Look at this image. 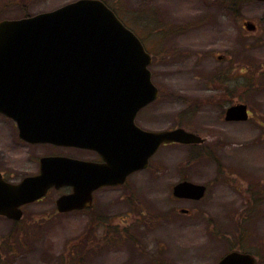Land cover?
<instances>
[{
    "label": "rangeland",
    "instance_id": "1",
    "mask_svg": "<svg viewBox=\"0 0 264 264\" xmlns=\"http://www.w3.org/2000/svg\"><path fill=\"white\" fill-rule=\"evenodd\" d=\"M74 1L0 0V20ZM103 1L141 32L154 57L153 80L169 95L143 111L140 125L157 131L184 126L207 139V158L187 164L189 155L202 153L161 148L152 167L132 176L125 189L98 193L96 213L113 223L90 222V212L56 213L53 195L26 208L22 227L0 219V264H215L231 250L264 264V4L241 2L230 11L227 0ZM244 21L257 31H246ZM223 80L231 102L219 105ZM171 95L209 102L182 115L186 104ZM236 102L249 106L250 120H225ZM51 151L22 143L15 123L0 115V171L8 181L37 174L38 159ZM182 178L207 185L206 197L175 200L172 188ZM182 207L192 214L179 213ZM116 226L121 234H113Z\"/></svg>",
    "mask_w": 264,
    "mask_h": 264
},
{
    "label": "water",
    "instance_id": "2",
    "mask_svg": "<svg viewBox=\"0 0 264 264\" xmlns=\"http://www.w3.org/2000/svg\"><path fill=\"white\" fill-rule=\"evenodd\" d=\"M150 64L139 38L100 0H78L51 12L1 21L0 113L17 123L20 137L29 143L96 150L104 163L46 157L41 173L18 185L0 173V214L19 218V206L65 185L74 191L58 200L59 210L90 207L95 190L122 185L148 166L161 145L203 143L181 128L154 132L135 125L138 110L158 96ZM119 115L128 118L123 127L113 120ZM247 118L244 105L226 113L228 121ZM204 192L205 187L187 182L175 188L176 196L198 200ZM218 264L255 260L232 252Z\"/></svg>",
    "mask_w": 264,
    "mask_h": 264
},
{
    "label": "flooded vegetation",
    "instance_id": "3",
    "mask_svg": "<svg viewBox=\"0 0 264 264\" xmlns=\"http://www.w3.org/2000/svg\"><path fill=\"white\" fill-rule=\"evenodd\" d=\"M241 2H246V1H244V0H230V3H233L234 5L233 6H231L230 7V11H232V10H237L234 6L236 5V4H241ZM233 7L235 8V9H233ZM232 9V10H231ZM248 21H244L243 22V28L245 29V27H244V25L247 23ZM242 28V29H243ZM256 31H257V29H256ZM156 103V102H155ZM155 103H153V104H155ZM153 104H151V105H153ZM151 105H149V106H151ZM149 106H147V107H149ZM147 107H143V108H141L140 110H138V112L136 113V116H135V123H136V125H138L139 127H141V128H143L141 125H140V120H141V114L143 113V111L145 110V109H147ZM130 119V118H129ZM114 121H117L118 120V122H119V126L120 127H123V126H125L126 125V120H128V118H115V119H113ZM113 125L114 126H116V122H114L113 123ZM21 142L22 143H24L25 145H28V146H34V145H30V144H28V143H26V142H23L22 140H21ZM39 145H41V144H39ZM44 146H47V147H49V148H51L52 149V151L51 152H49V153H47V154H45V155H43V156H65V157H71V158H77V159H79V160H82V161H87V162H93V163H96V164H98V163H103V161H104V159H103V157L100 155V153L98 152V151H96V150H90V149H85V148H72V147H65V146H63V147H61V146H55V145H50V144H43ZM170 144H168V145H165V146H169ZM42 156V157H43ZM203 158H207L206 156H203V157H201V159H203ZM40 159H41V157L38 159V165H39V162H40ZM154 159V157L153 158H151V160H150V163H149V166L145 169V170H148L149 168H151L152 167V160ZM218 164V163H217ZM145 170H142V171H145ZM1 172V171H0ZM139 172H141V171H139ZM139 172H136V173H134V174H132L131 176H129L128 177V179H127V182H125L123 185H121V186H105V187H102V188H100V189H98L97 191H95L94 192V194H93V203H92V207L90 208V209H85V210H79V211H72V212H67V213H63V212H59L58 211V208H57V199L60 197V196H62V195H65V194H70L71 192H72V189L70 188V187H67V186H64V187H61V188H59V189H55V188H52L51 190H49V192H48V195L45 197V198H43V199H41V200H38L37 202H35V203H33V204H36V203H40V202H43L46 198H48L49 196H51V195H53L54 197L56 196V198H55V200H54V209H55V212L56 213H59V214H61V215H67V214H71V213H82V214H84V213H87V212H90L91 213V218H93V220L95 221V222H99V221H102V222H105L97 213H96V210H95V204H96V198H97V195H98V193H100V192H102V191H107V190H115V189H125L127 186H128V183H129V180H130V178L132 177V176H134V175H136L137 173H139ZM2 173V172H1ZM3 174V173H2ZM3 176H4V174H3ZM29 176V175H28ZM5 177V176H4ZM26 177V176H25ZM24 178V177H23ZM6 179V178H5ZM174 187H175V185H173V188H172V197L175 199V200H177V201H188V202H197V201H195V200H191V199H184V198H179V197H177V196H175V194H174ZM28 207V205L27 206H23L22 208H21V212H22V214H21V217L19 218V219H17V218H5V217H3V216H0V219H5V220H8V221H10V222H12L16 227L18 226V227H22V226H24L23 225V222H25V220H26V218L24 219V217H25V210H26V208ZM178 211H180V212H189L188 214H191V211L189 210V209H186V208H184V207H182V208H180ZM92 213H94V215H93V217H92ZM22 219H24L23 220V222H22ZM30 222H33L32 220L30 221ZM34 222H36V221H34ZM113 223V222H110V221H107V222H105V223ZM115 222V221H114ZM22 223V224H21ZM21 225V226H20ZM117 226H119V225H117ZM114 227L115 229H114V235H117V233L118 232H120V234H121V232H123V230H119V228L118 227ZM120 227V226H119Z\"/></svg>",
    "mask_w": 264,
    "mask_h": 264
},
{
    "label": "trees",
    "instance_id": "4",
    "mask_svg": "<svg viewBox=\"0 0 264 264\" xmlns=\"http://www.w3.org/2000/svg\"><path fill=\"white\" fill-rule=\"evenodd\" d=\"M171 96L176 98V99L182 100L186 103L187 108L183 111L184 114L188 113V112L195 114L199 110V108L202 106L200 101H196V100L186 98L183 96H179V95H175V96L171 95ZM216 101L219 102L220 100L216 99ZM191 151H193L194 153H195V151H198L199 153H203V148L197 147V146H192ZM197 156H200V155H195V154L192 155L191 154V155H189L188 159L194 160V158H196ZM84 246H85V243L80 247L79 251L77 252V257H80L82 255V253L85 251Z\"/></svg>",
    "mask_w": 264,
    "mask_h": 264
},
{
    "label": "bare ground",
    "instance_id": "5",
    "mask_svg": "<svg viewBox=\"0 0 264 264\" xmlns=\"http://www.w3.org/2000/svg\"><path fill=\"white\" fill-rule=\"evenodd\" d=\"M117 118H122V116L121 115H119ZM117 125L119 126L120 124H119V122H118V120H117Z\"/></svg>",
    "mask_w": 264,
    "mask_h": 264
}]
</instances>
